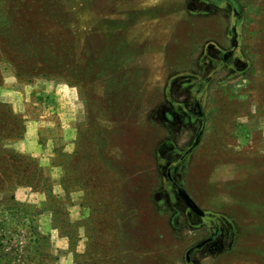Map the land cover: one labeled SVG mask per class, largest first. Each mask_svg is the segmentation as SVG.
Returning a JSON list of instances; mask_svg holds the SVG:
<instances>
[{"label":"rangeland","instance_id":"1","mask_svg":"<svg viewBox=\"0 0 264 264\" xmlns=\"http://www.w3.org/2000/svg\"><path fill=\"white\" fill-rule=\"evenodd\" d=\"M0 104L60 201L53 159L84 156L87 264H264V0H0ZM44 200L0 190V264H86Z\"/></svg>","mask_w":264,"mask_h":264},{"label":"trees","instance_id":"2","mask_svg":"<svg viewBox=\"0 0 264 264\" xmlns=\"http://www.w3.org/2000/svg\"><path fill=\"white\" fill-rule=\"evenodd\" d=\"M0 107H5L0 104ZM17 121V122H16ZM17 123L19 126L23 125L24 120L19 116L9 114L8 117L0 118V190H10L13 191L15 187L26 185L27 187H31L33 190L42 193L45 196V200L40 203L42 209L36 210L35 207H31L30 205H25L27 210L32 209L33 215L41 213L42 211H49L52 215V226L56 229H59L61 232V228L68 229L69 231H74L75 229L83 228L88 238L86 252L80 257L87 258L85 263L89 262H99L102 257H95L93 253H95L99 246V235H89L87 232L86 226V218H82V221L79 225H74L75 223L70 222L67 217L66 205L69 204L68 194L71 191L83 190L86 191L82 184H77L75 187H72L73 180L81 183L83 178L85 177L86 170H82L81 167H85V159L84 156L79 155L78 150H76L74 159L75 168L72 170L70 167L68 157L71 154L60 149L58 151V156L53 159L54 166H60L62 169V176L59 179V185L64 193L65 199H58L53 194V186L50 179L44 177L42 175V169L36 166L28 156L21 155L12 150H8L3 148L4 142L9 139H20L23 135L24 128L22 126L21 132H11L10 129L14 123ZM81 145H78L77 148H80ZM95 157V156H94ZM93 157V160H94ZM93 166H96L95 164ZM90 174H95V172H90ZM67 200V201H66ZM68 202V203H67ZM89 208V219L93 218V221L97 220L95 226L101 225V219L98 215L101 213V209L98 205H87ZM105 212H109L110 208L105 205ZM55 215H59L58 218ZM95 218V219H94ZM108 221V220H107ZM65 235L66 232H64ZM62 235V232H61ZM93 246V247H92ZM104 257V256H103Z\"/></svg>","mask_w":264,"mask_h":264},{"label":"crops","instance_id":"3","mask_svg":"<svg viewBox=\"0 0 264 264\" xmlns=\"http://www.w3.org/2000/svg\"><path fill=\"white\" fill-rule=\"evenodd\" d=\"M100 32L105 33L104 30H101ZM84 118H85V114H84L83 110L78 109L76 112V116L70 117V119L68 120V123H71V124L73 123V125L78 124V123L84 121ZM58 123L63 124L61 121ZM66 126H69V125H66ZM24 150L26 151V149H24ZM48 163H49V159H48ZM43 165H46V163ZM71 209H72L71 210L72 212L70 211V217H73V220H76L78 218L79 212L76 209V206H73Z\"/></svg>","mask_w":264,"mask_h":264}]
</instances>
